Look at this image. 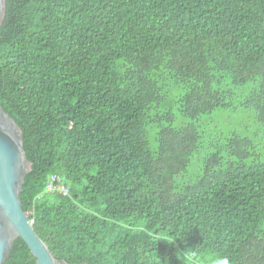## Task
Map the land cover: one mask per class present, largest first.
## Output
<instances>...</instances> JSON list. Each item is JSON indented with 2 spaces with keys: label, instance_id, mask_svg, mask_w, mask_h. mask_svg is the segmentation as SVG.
Returning <instances> with one entry per match:
<instances>
[{
  "label": "trees",
  "instance_id": "1",
  "mask_svg": "<svg viewBox=\"0 0 264 264\" xmlns=\"http://www.w3.org/2000/svg\"><path fill=\"white\" fill-rule=\"evenodd\" d=\"M0 105L56 258L264 264V0H6Z\"/></svg>",
  "mask_w": 264,
  "mask_h": 264
},
{
  "label": "water",
  "instance_id": "2",
  "mask_svg": "<svg viewBox=\"0 0 264 264\" xmlns=\"http://www.w3.org/2000/svg\"><path fill=\"white\" fill-rule=\"evenodd\" d=\"M5 12L6 0H0V26ZM31 166L23 146L21 127L0 105V264L9 256L17 237L27 244L37 264H70L53 255L22 208L19 193Z\"/></svg>",
  "mask_w": 264,
  "mask_h": 264
},
{
  "label": "built area",
  "instance_id": "3",
  "mask_svg": "<svg viewBox=\"0 0 264 264\" xmlns=\"http://www.w3.org/2000/svg\"><path fill=\"white\" fill-rule=\"evenodd\" d=\"M47 189H57L61 192H67V188L62 182L61 178L57 174H52L49 177L48 183H47Z\"/></svg>",
  "mask_w": 264,
  "mask_h": 264
}]
</instances>
